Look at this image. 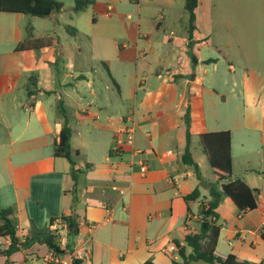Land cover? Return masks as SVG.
<instances>
[{
  "label": "crops",
  "instance_id": "obj_1",
  "mask_svg": "<svg viewBox=\"0 0 264 264\" xmlns=\"http://www.w3.org/2000/svg\"><path fill=\"white\" fill-rule=\"evenodd\" d=\"M148 1L151 8L145 13L139 0L135 18L131 15L126 18L135 19V38L123 44H112L113 57L103 63L111 78L106 88L116 91L120 103L114 105L110 99L111 105L102 104L94 108L91 101L82 95L84 92L95 95V80L91 79L88 67L78 63L82 48L78 46L77 51L72 50L73 54L64 49L58 50L64 44L60 36L55 35L56 41L50 47L17 51L18 44L28 38H49L40 35L42 25L38 21L45 18L0 11V117L6 124L11 144L10 147L0 146V160L7 155L12 158L20 156L29 161L25 166H17L11 161L9 170L1 174L3 178L0 179L11 195L4 208H14L21 241L29 234L30 220L35 222L28 206L42 208L51 204L59 209L63 203V214L74 211L81 225L77 236L66 237L68 247L86 251L89 263L143 264L151 259L155 264H172L173 259L179 260L175 240L184 245L187 234L199 232L200 208L209 201L207 186L200 188L201 197L198 200L186 202L184 199L200 184L194 170L181 161L187 145L184 115L189 105L190 150L193 157L195 144L200 145V135L229 131L233 179L242 180L258 190L257 208L242 216L234 203L222 195L224 198H221L217 208L218 224L222 208L227 205L236 218L225 219L232 222L233 228L225 229L228 247L223 250L220 249V241L224 225H221L215 254L222 259L234 254L243 260L264 262V177L260 175L264 173V166L254 171L245 169L242 177L235 175L234 133L232 129H220L219 124L208 122L206 115L205 95L227 100L238 89L235 64H223L219 56L221 51L217 50L214 41L212 2L199 0L195 10L196 29L190 43L188 13L183 10L177 14L171 0ZM99 5L95 0V10ZM108 7H113L115 13L112 4H107L103 12L106 13ZM61 12L49 18H58ZM56 22L60 24L57 19ZM67 26L71 25H64L65 31L75 38L77 30L72 29L70 33ZM162 31L167 33L160 35ZM100 47L109 48V43H100ZM211 47L218 51L217 55H207V52H212ZM243 72L247 99L242 115L235 116L233 126L236 131L249 127L264 134V125L260 120L264 105V72L258 73L247 67ZM28 87L36 88L38 93L28 97ZM140 94H143L141 101ZM130 102L133 109L128 105ZM20 107L30 114L26 120L15 125L13 118ZM61 108L72 131V150L78 152L76 194L73 193L74 181L68 161L56 158L54 149L49 155H42V150L50 146L54 148L59 138L64 125ZM54 110L59 115L52 118L49 111ZM130 127L134 128V146L122 143L126 139L125 131ZM75 134L85 151H88L90 140L108 145V153L104 156L107 167L98 168L97 161L91 159L88 153L72 146ZM25 136H29L25 144L15 146V141ZM110 151H114L112 155ZM254 151L264 162L263 136ZM204 157L208 162L205 154ZM142 163L147 167L146 172L140 170ZM197 164L204 182L214 183L209 163L212 177H206L201 163ZM249 171L262 179V188L253 185L252 178H243L250 176ZM51 177L60 182L55 183ZM24 180H28L29 185ZM188 181L195 182L190 189L185 187ZM1 197L0 192V203ZM181 202L185 203L182 211L179 209ZM52 214L55 213L48 216L60 218L63 215ZM174 220L181 223L178 229L174 228ZM177 232L179 235H176ZM229 241H232L231 245ZM9 245L8 240L0 237V264H34V260L48 250L46 246L36 244L7 257L5 251ZM187 252L190 253L191 249L187 248ZM190 264L220 263L197 261Z\"/></svg>",
  "mask_w": 264,
  "mask_h": 264
},
{
  "label": "rangeland",
  "instance_id": "obj_2",
  "mask_svg": "<svg viewBox=\"0 0 264 264\" xmlns=\"http://www.w3.org/2000/svg\"><path fill=\"white\" fill-rule=\"evenodd\" d=\"M59 1L63 3V8L58 18H45L43 19L44 21H38V24L42 25L40 35L42 37L60 36L64 47H59L58 50L64 49L73 54L74 52L72 50L76 49L77 51L78 46L82 48L83 52L79 56L78 63L83 67H88L87 71L91 79L95 80V95H90L89 92H84L82 95L87 98L89 102L91 101L93 108L102 104L111 105V100L113 101L112 104L118 105L120 102L118 101L116 91L106 88V84L111 83V78L103 66V63H107V61L113 57L110 49L111 46L114 48L113 45L116 43L123 44L135 38L137 24H135L134 15H137V4L139 0H98L100 5L96 10L91 6L76 14L73 12L72 8L74 6V0ZM140 1L142 2L144 13L148 8H151L148 0ZM171 1L174 11L177 14L183 12L185 0ZM211 2L214 8L215 18L214 41L218 47L217 50L221 51L219 56L222 58L223 64H226V62L227 64H229V62L235 64V81L238 89L236 94L232 97L229 96L227 100H225V98L219 99V97L216 96L209 97V95H205L206 115L208 122L219 124L220 129H232L234 133L233 154L235 175L242 177L245 175V169L254 171L264 166L263 159L254 151L255 147L259 145L260 137H264L262 131H257L249 127H243L242 130L236 131L233 126L235 116L242 115L244 111L243 104L247 99V83L242 77L244 74V67L258 73L264 72V0H211ZM107 4L114 5L116 9L115 13L112 11L113 15L111 17H107L106 13L103 12ZM128 15L134 18L126 19ZM56 19L59 20L60 24L56 22ZM64 25H71L77 30L76 39L70 37L65 31ZM37 29L39 30V28ZM164 33L167 32L162 31L160 35ZM97 41L100 42L97 44ZM107 42L109 43V48L106 47L103 49L100 47V43ZM211 50L212 52H207L208 56L218 54V51L214 47H211ZM74 55H76V53ZM60 71L62 72V69ZM22 92L23 96L26 98L24 90H22ZM140 97H143V94L139 95V100L141 101ZM213 98H215V101L212 102ZM128 105L132 108L131 102L128 103ZM29 114V112H26L20 107L17 116L13 118V123L15 125L19 124L21 120H26ZM49 114L52 118L59 115L58 112L56 114V110L49 111ZM58 118H60V116ZM260 120L264 125V105L261 107ZM27 138H29V136L15 141V146L21 147L25 144ZM79 143V138L75 134L72 146L74 148H80L82 153H88L91 159L97 161L98 168L107 167V165L104 164V156L108 153L107 144L102 141H98L96 144L90 140L87 144L88 151H85V148ZM4 145L6 147L11 146L6 131V124L0 117V146L4 147ZM53 149L54 148L50 146L49 149L42 150V155H49L52 153ZM193 153L197 163H201L203 167V174H205L206 177H212L213 171L211 173L208 162L205 161L203 151L198 143L195 144ZM80 159L81 158H79V160ZM11 161L17 166H25L29 163L28 160L20 156H13L12 158L5 155L0 160V178H3L1 174H4V171L9 170L11 167ZM60 162H62V160ZM262 169L264 170V168ZM250 173L249 177L243 178H252V184L262 188V179L258 177L256 173ZM51 178H53L52 180L57 184L60 182L59 179H54L56 177ZM24 181L29 185L28 180ZM47 181L49 182V179ZM3 183L4 182L0 179V192L2 193L0 205L5 207L11 195L8 194L9 190ZM194 183V181H188L185 187L190 189L192 185H195ZM9 188L11 189V185H9ZM192 190H194V188ZM110 192L115 194V192ZM183 206H185V203L181 202L179 205L180 211H182ZM28 208L31 215L35 217L32 219L35 220L38 227H45L48 224L51 217L48 216L49 213H55L52 214L54 216H61L64 213L63 203L59 209H55L51 204L42 208H33L31 206H28ZM226 218H236L235 214H232L229 210L228 205L222 208L221 220L219 222L220 225H224V231L220 241L221 250L228 247L225 229L230 227L233 228L232 222L226 221ZM232 221L235 223L234 219ZM173 223H175V229L181 226V223L176 222V220H174ZM62 229L63 228H59L58 231ZM176 235H179V233L177 232ZM62 236L64 235L62 234Z\"/></svg>",
  "mask_w": 264,
  "mask_h": 264
},
{
  "label": "trees",
  "instance_id": "obj_3",
  "mask_svg": "<svg viewBox=\"0 0 264 264\" xmlns=\"http://www.w3.org/2000/svg\"><path fill=\"white\" fill-rule=\"evenodd\" d=\"M199 0H185L184 10L189 15L188 21V40L193 41V32L196 29L195 10L198 7ZM95 0H74L73 11L79 13L88 7L94 6ZM63 3L58 0H0V11L3 13H15L30 15L39 18H49L56 13L61 12ZM94 21V20H93ZM70 32L75 28L67 26ZM71 33V32H70ZM73 34V33H72ZM75 34V33H74ZM56 41L55 37L31 39L28 38L20 42L17 51L39 50L53 45ZM195 62V58L193 57ZM214 61V60H209ZM105 67L106 65L103 64ZM38 91L36 88L27 89V96L34 97ZM61 115L64 117V125L60 131L58 140L54 143V156L56 158H64L70 164V175L74 181L73 193L76 194L77 173L75 170L76 157L78 152H74L71 147L72 131L68 126V120L65 111L60 109ZM184 122L186 125V149L181 157L183 164L191 167L200 184L188 195L184 197L186 202L198 200L201 197L202 186L209 189V201L207 204L201 205L200 230L198 233H189L184 237V245L180 241L175 240L174 245L179 260H172V264H190L192 262L203 261L206 263L220 264H264V262H251L243 260L234 254H229L225 259L216 256L215 252L218 246V240L222 226L218 224L219 214L217 208L221 202L222 195L228 197L242 216L248 211L257 208L256 194L257 189H252L244 181L233 179V157L231 148V133L229 131H219L205 133L199 136V142L203 149L208 163L213 171L215 182L205 183L201 177L199 165L195 162L190 150L192 135L190 133V108L186 107ZM114 151H110V155ZM264 177V173H260ZM221 184V190L219 185ZM15 210L13 207L4 208L0 205V237L8 240L10 245L5 251V255L10 257L21 249L31 248L33 245H43L47 247V251H56L61 253L58 247L57 237L50 227L58 220L67 225V237L73 238L79 234L81 225L80 218L74 211L68 215L63 214L60 218H50L45 227H38L33 220H30L29 234L24 241L18 236V225L14 219ZM187 248L191 252H187ZM91 264V263H89ZM143 264H155L153 260H147Z\"/></svg>",
  "mask_w": 264,
  "mask_h": 264
},
{
  "label": "built area",
  "instance_id": "obj_4",
  "mask_svg": "<svg viewBox=\"0 0 264 264\" xmlns=\"http://www.w3.org/2000/svg\"><path fill=\"white\" fill-rule=\"evenodd\" d=\"M113 7H108L106 16H111ZM126 139L122 143L128 146H134V128L130 127L126 129ZM141 172H146L147 167L144 163L140 164ZM117 190V188H113ZM123 193V191H121ZM59 228H63L61 231H58ZM51 231L58 236V247L61 253L56 251H47L43 256L36 258L34 264H89L87 258L88 254L86 251H80L76 249H70L67 242V225L62 222L54 223L50 227ZM62 234L64 236H62ZM230 245L232 241L228 242Z\"/></svg>",
  "mask_w": 264,
  "mask_h": 264
}]
</instances>
